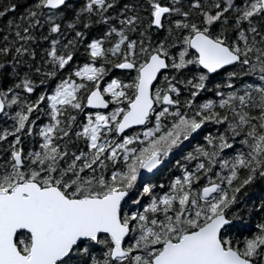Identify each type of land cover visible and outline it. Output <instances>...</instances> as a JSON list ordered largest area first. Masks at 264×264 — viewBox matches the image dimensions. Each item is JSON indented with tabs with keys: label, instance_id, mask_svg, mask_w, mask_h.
<instances>
[{
	"label": "snow or ice",
	"instance_id": "obj_1",
	"mask_svg": "<svg viewBox=\"0 0 264 264\" xmlns=\"http://www.w3.org/2000/svg\"><path fill=\"white\" fill-rule=\"evenodd\" d=\"M0 264H264V0H0Z\"/></svg>",
	"mask_w": 264,
	"mask_h": 264
}]
</instances>
